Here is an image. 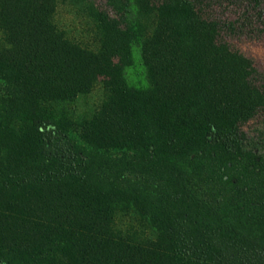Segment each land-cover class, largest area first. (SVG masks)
I'll list each match as a JSON object with an SVG mask.
<instances>
[{"label":"trees","instance_id":"1","mask_svg":"<svg viewBox=\"0 0 264 264\" xmlns=\"http://www.w3.org/2000/svg\"><path fill=\"white\" fill-rule=\"evenodd\" d=\"M0 30V264H264V70L231 44L264 0H0Z\"/></svg>","mask_w":264,"mask_h":264},{"label":"rangeland","instance_id":"2","mask_svg":"<svg viewBox=\"0 0 264 264\" xmlns=\"http://www.w3.org/2000/svg\"><path fill=\"white\" fill-rule=\"evenodd\" d=\"M58 25L65 29L70 36L75 38L86 37L88 28L80 14L69 5H60L56 12ZM3 32L0 30V38ZM232 46L245 56L253 59L256 65L264 70V37L260 39L238 38L231 41ZM0 86L1 83H0ZM103 91L100 83H97L92 91L79 99L74 113H87L101 101Z\"/></svg>","mask_w":264,"mask_h":264}]
</instances>
